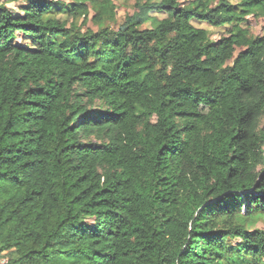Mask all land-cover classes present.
<instances>
[{
    "label": "trees",
    "instance_id": "obj_1",
    "mask_svg": "<svg viewBox=\"0 0 264 264\" xmlns=\"http://www.w3.org/2000/svg\"><path fill=\"white\" fill-rule=\"evenodd\" d=\"M237 1L0 0V264H264V0Z\"/></svg>",
    "mask_w": 264,
    "mask_h": 264
},
{
    "label": "rangeland",
    "instance_id": "obj_2",
    "mask_svg": "<svg viewBox=\"0 0 264 264\" xmlns=\"http://www.w3.org/2000/svg\"><path fill=\"white\" fill-rule=\"evenodd\" d=\"M113 1L117 7L115 11L116 20L117 22H121L124 19L125 15L133 13V8L137 0H113ZM6 4L9 8H11L14 12L17 13L19 12L20 5L24 4V0H7ZM234 4L237 5L238 1L234 0ZM93 14H94L93 11H91L90 17H92ZM110 24L114 26L116 25L113 22H110ZM90 25L92 26V24ZM201 26L209 28L213 30V32L219 31L217 29H212V27L210 28L207 24H201ZM252 29L256 35L263 34L264 33V19H259V20L252 19ZM214 38L218 39V33L214 36ZM19 42H24V39L22 38V36H19ZM256 228L264 229V222L260 221L259 223H257Z\"/></svg>",
    "mask_w": 264,
    "mask_h": 264
}]
</instances>
